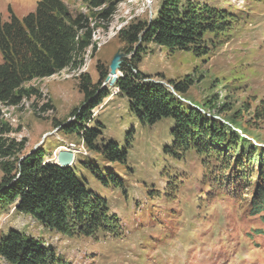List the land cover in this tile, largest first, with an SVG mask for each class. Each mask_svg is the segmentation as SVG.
I'll return each mask as SVG.
<instances>
[{
  "label": "rangeland",
  "instance_id": "1",
  "mask_svg": "<svg viewBox=\"0 0 264 264\" xmlns=\"http://www.w3.org/2000/svg\"><path fill=\"white\" fill-rule=\"evenodd\" d=\"M37 1L0 0V17L22 18L35 10ZM63 1L73 15L88 11L80 2ZM163 1L119 0L106 29L98 27L94 31L97 51L93 54L91 47L87 50L82 68L65 69L28 83L27 86L41 91V99L24 100L19 107L0 105L3 119L13 129L9 136L16 140L25 138L26 150L40 145L48 161L54 160L59 150H74L73 167L82 174L89 189L106 198L109 209L119 219L118 234L98 233L96 238L78 233L60 235L14 211L13 206L0 211V230L12 228L33 237L49 246L66 264H264V238L254 236L251 246L242 241L240 234L251 224H261L240 216L238 202L248 204V198L243 201L237 195L232 199L215 193L207 203V187L199 176V159L193 153L164 154L163 147L170 145L168 130L158 129L161 125L149 127L139 123L130 114L127 100L116 94L114 84H106L108 96L92 110V117L77 118L73 124L99 126L101 136L121 148L126 147L125 134L133 130L127 141V160L123 167L116 166L122 188L103 187L84 169V163L95 159L94 151L88 150L75 132L52 126L54 119L65 120L80 106L79 74L89 73L96 80L97 64L109 71L115 55H119L121 63L125 55L121 53L118 33L135 20H150ZM190 1L226 10L235 15L236 22L229 32L212 42L207 36L205 51L170 50L152 42L142 43L140 58L133 63L140 74L167 86L170 81H185L189 77L192 84L185 95L194 102L214 95L216 104L222 105L227 96L225 103H231L233 109L242 106V120L246 121L243 126L257 137L258 145H264V0ZM122 75L117 69L116 76ZM46 104L51 109L42 108ZM2 175L0 168V180ZM175 179L180 182L171 190L167 183ZM198 199L202 200L199 208ZM0 264L8 263L0 258Z\"/></svg>",
  "mask_w": 264,
  "mask_h": 264
},
{
  "label": "trees",
  "instance_id": "2",
  "mask_svg": "<svg viewBox=\"0 0 264 264\" xmlns=\"http://www.w3.org/2000/svg\"><path fill=\"white\" fill-rule=\"evenodd\" d=\"M74 1L88 12L73 15L63 0H38L35 10L22 18L0 17V105L19 107L24 100L41 99V91L28 83L65 69H80L87 50L91 47L93 54L97 51L94 31L98 27L106 29L119 0ZM235 22V15L206 4L163 1L150 20H135L118 33L125 57L119 65L123 75L113 86L118 89L117 95L127 100L130 114L139 123L161 125L158 129L168 130L170 145L163 147L164 154L193 153L199 159L207 203L215 193L232 199L237 195L243 201L248 198V204L238 202L239 214L261 224H251L240 234L243 242L253 246L254 236L264 238V145L255 144L257 137L243 126L246 121L242 120V106L233 109L231 103H225L227 96L222 105L216 104L214 95L194 102L185 95L192 84L189 77L170 81L167 86L140 74L133 63L140 58L142 43L152 42L170 50L205 51L207 36L211 42L220 38ZM96 72V80L89 73L79 74L80 106L70 112V120L54 119L52 126L75 132L85 147L94 151L95 159L84 163V169L103 187L122 188L116 166L123 167L127 160V141L133 130L125 134L126 147L121 148L102 137L99 126L73 124L77 118L91 116L108 96L102 84L109 71L97 64ZM42 108L51 109L47 104ZM214 109L215 113H211ZM12 131L0 109V211L13 206L14 211L65 236L78 233L96 238L98 233L118 234L119 219L109 209L108 201L86 186L73 164L60 167L48 161L40 145L26 150L27 140L10 137ZM178 182L179 179L168 182L167 187L177 188ZM241 192L247 197H242ZM201 201L197 200L198 208ZM226 243L223 241V246ZM0 258L8 264H66L49 246L12 228L0 230Z\"/></svg>",
  "mask_w": 264,
  "mask_h": 264
},
{
  "label": "water",
  "instance_id": "3",
  "mask_svg": "<svg viewBox=\"0 0 264 264\" xmlns=\"http://www.w3.org/2000/svg\"><path fill=\"white\" fill-rule=\"evenodd\" d=\"M118 57H119V55H115V57L113 58V61L110 65L109 73L104 80V85H106L108 83L110 85H113V83L115 82L116 69L118 68V64L120 63L118 61ZM55 161H56V164L60 167L71 166L73 164L72 152L69 150H59L56 154Z\"/></svg>",
  "mask_w": 264,
  "mask_h": 264
},
{
  "label": "bare ground",
  "instance_id": "4",
  "mask_svg": "<svg viewBox=\"0 0 264 264\" xmlns=\"http://www.w3.org/2000/svg\"><path fill=\"white\" fill-rule=\"evenodd\" d=\"M116 62H117V61H116ZM118 69H119V67H118ZM117 78H118V77L116 76V79H117ZM116 79H115V81H116ZM114 83H115V82H114ZM114 83H113V84H114ZM108 84H109V83H108ZM102 85H103L104 87L106 86V85H104V82H103V84H102ZM109 85H110V84H109ZM103 86H102V87H103ZM110 86H111V85H110ZM115 87H116V86H115ZM115 89L118 91L117 87H116ZM116 94H117V93H116ZM66 150H69V151H71V152H72V155H73V154H75L74 150H73V149H71V148H67Z\"/></svg>",
  "mask_w": 264,
  "mask_h": 264
},
{
  "label": "built area",
  "instance_id": "5",
  "mask_svg": "<svg viewBox=\"0 0 264 264\" xmlns=\"http://www.w3.org/2000/svg\"><path fill=\"white\" fill-rule=\"evenodd\" d=\"M118 93V92H117Z\"/></svg>",
  "mask_w": 264,
  "mask_h": 264
}]
</instances>
